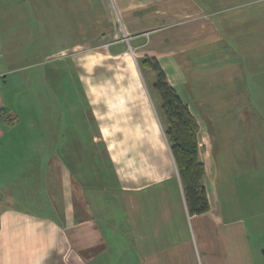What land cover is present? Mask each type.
Segmentation results:
<instances>
[{"label": "crops", "instance_id": "0c3cea01", "mask_svg": "<svg viewBox=\"0 0 264 264\" xmlns=\"http://www.w3.org/2000/svg\"><path fill=\"white\" fill-rule=\"evenodd\" d=\"M112 1L118 18L112 11L107 19L124 21L123 26L102 31L101 36L112 33L113 39L95 53L105 69L119 71L118 58L126 53L121 42L128 39L136 57L158 61L197 121L209 210L188 213L171 151L157 133L155 109L142 95L155 147L144 151L146 169L135 163L142 157L133 151L129 181L115 187L105 205L95 206L93 184L81 180L80 186L63 158L60 149L72 147V141L65 144L55 134L46 142L0 137V264H264V0ZM21 2L0 0V80L10 71L11 59L36 61L56 39L55 52L74 57L77 66L89 64L86 54H76L87 41L60 43L55 29L61 22L50 23L63 18L64 6L59 4L57 13L56 6L29 0L22 2L29 13L21 15L15 12ZM31 5L39 11L32 12L37 25L27 15ZM96 6L91 10L100 19ZM73 12L69 7L71 17ZM21 18L27 20L23 28L15 23ZM127 79L136 82L133 76ZM117 101L122 103L121 95ZM10 114L0 105V121L9 120L5 134L15 125ZM31 124L22 132L38 128ZM111 124L101 125L105 139L93 135L92 143H102L107 160L119 169L126 142L123 124ZM48 146L50 152L42 155ZM29 147L32 156L22 149Z\"/></svg>", "mask_w": 264, "mask_h": 264}, {"label": "rangeland", "instance_id": "374dc122", "mask_svg": "<svg viewBox=\"0 0 264 264\" xmlns=\"http://www.w3.org/2000/svg\"><path fill=\"white\" fill-rule=\"evenodd\" d=\"M20 1L28 3L29 0ZM43 1L49 4L52 9L53 6H56L57 13H59V4L64 6L62 8L64 14L62 15L63 18L65 16L68 18L59 17L57 20L55 19V22L50 21V23H57L58 25L61 22V26L55 29L58 32L57 38H59L60 43H63L66 39L72 42V45L75 39L87 41L78 47L76 54L78 57L86 54L87 62L91 65H87L82 61L77 66V60L74 57H69L66 52H55L54 48L58 46L57 39L54 45L51 40L48 42L50 45L45 46V49L43 47V50L38 53L36 61L22 57H19L18 60L11 59L10 71L6 77L0 80V105L10 109V115L15 118V125L13 128H8L11 131L10 134H5V125L9 120H7V123L0 121V137L8 136L12 139H23V141L39 139L46 142L49 140V136L55 134V137L58 136L65 144L72 141V147L60 149L61 153L63 151V158L67 160L72 171L76 173L80 186L83 184L81 180L87 182L88 185L93 184L95 206L105 205L107 195L115 194V187L121 189L126 181H129L127 174H130L133 170V164L130 163L132 162L130 158L133 151L140 152L142 157V161L136 157L135 163L140 168L146 169L143 164L147 160L144 151L153 149L154 138L151 137L153 123H151L147 108L142 101V95L148 99L147 101L151 107L153 105L157 133L162 135L163 140L168 145L164 134V120L160 111L161 100L153 86L155 74L150 68L140 66L142 57L151 56L140 55L136 57L137 53L133 49V52H131L129 48L128 39H124L121 42V47L126 50V53L120 55L119 62L115 63L120 66L119 71L105 69V61H101V55L95 53V51L100 47H107V42L113 39V34L110 33L103 37L101 36L102 31L109 32L114 25L121 28L123 26L122 22H124L118 21V19L113 24L107 19L110 16L112 17V11L116 13L115 16L118 18L115 6L112 5L113 1ZM22 2L19 4L20 7L16 8L17 5H15V12L20 11L21 15H25L29 11L22 8ZM91 2L94 3L92 6H96L98 2L97 10L100 19H97V14H94L91 10ZM29 5L27 4V6ZM69 7H72L74 11L72 17L69 15ZM31 8V13L39 12L36 6L33 9V5H31ZM40 8L42 7L40 6ZM33 13L27 15H31L29 16L30 22L37 25V21L34 19L36 14ZM13 16H17V14ZM26 21L21 18L15 20V23L23 28ZM20 27L19 29H21ZM86 47L92 49L88 51ZM51 49H53L52 53L42 54L45 50L51 51ZM12 54H15L14 51ZM46 54L47 57L44 56ZM40 55H43L44 58L39 57ZM113 65V61L110 62L111 68L114 67ZM3 67V61L0 59V69ZM128 76H133L138 84L135 81H130V79L125 82L124 79ZM96 94H104L105 99L101 100ZM120 95L122 96V103L118 104L117 100ZM93 97L94 99H92ZM103 109H105V112L107 111V114L100 116ZM111 121L112 123L114 121L116 124H123L121 125L122 135L123 140L126 141L122 144L126 154L122 155L119 169L107 160L108 154L102 143L96 145L92 143L93 135L97 140L105 139L107 131L100 130V127L105 124L107 128H110L108 126H112ZM31 123H34V126L38 128L35 130L33 128L30 132H22L23 129H27V125H32ZM115 135L112 131L111 136L115 137ZM134 141L136 144H134ZM75 142H77V146L73 145ZM22 149L26 156L33 155L34 148ZM50 150L48 146L42 155L49 153ZM38 151L41 152L40 149ZM128 163L132 165H128ZM50 166L52 170L53 164ZM144 171L142 170L141 174ZM95 212L99 215L105 214L103 209L101 211L98 209Z\"/></svg>", "mask_w": 264, "mask_h": 264}, {"label": "trees", "instance_id": "16d2710c", "mask_svg": "<svg viewBox=\"0 0 264 264\" xmlns=\"http://www.w3.org/2000/svg\"><path fill=\"white\" fill-rule=\"evenodd\" d=\"M140 66L150 68L155 74L153 86L161 100L164 134L181 181L188 213L206 212L209 201L201 182L204 166L198 158L197 121L168 83L165 72L154 57H142Z\"/></svg>", "mask_w": 264, "mask_h": 264}, {"label": "built area", "instance_id": "2783aa9c", "mask_svg": "<svg viewBox=\"0 0 264 264\" xmlns=\"http://www.w3.org/2000/svg\"><path fill=\"white\" fill-rule=\"evenodd\" d=\"M1 76V75H0Z\"/></svg>", "mask_w": 264, "mask_h": 264}]
</instances>
